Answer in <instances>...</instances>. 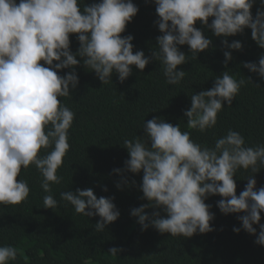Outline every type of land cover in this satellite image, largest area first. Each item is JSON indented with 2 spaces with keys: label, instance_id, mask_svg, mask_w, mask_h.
<instances>
[{
  "label": "clouds",
  "instance_id": "9594fccd",
  "mask_svg": "<svg viewBox=\"0 0 264 264\" xmlns=\"http://www.w3.org/2000/svg\"><path fill=\"white\" fill-rule=\"evenodd\" d=\"M255 3L155 0L159 17L156 24L163 34L157 37L158 49L153 56L162 64L166 83L178 85L185 77L178 66L187 62V56L178 45H188L194 57L210 48L212 41L195 27L197 21L217 37L235 36L250 28L252 38L264 48V9L258 10L254 18L251 9ZM138 11L133 0H100L91 6L84 4L83 11L80 0H0V204L16 205L28 198L27 181L17 177L22 168L35 165L43 177L41 187L48 193L43 197V207L57 208L51 185L63 180L57 171L70 148L68 132L75 116L58 98L69 97L70 89L79 84L75 67L81 61L77 56L103 84L112 81L114 73L123 83L132 74V66L141 71L146 68L150 58L143 51L134 52V37L121 36ZM210 17L214 19L209 24ZM70 34H78L81 46L76 54L70 50ZM222 43L226 48L243 49L240 41L229 44L224 39ZM224 56L227 66L233 56L230 51ZM244 67L264 78V54L258 64L245 63ZM67 68L73 70L64 76L57 74ZM244 83L225 71L216 77L211 89L191 95V108L184 113L188 128L204 132L215 127L225 102L231 106ZM143 128L146 138L137 136L123 142L130 156L125 161L126 170L136 174L143 171L141 190L149 203L131 211L143 230L151 226L161 234L186 238L213 231L210 221L215 214L205 200L219 195L223 197L217 202L221 212L246 213L238 217L243 229L257 235L253 225H259L255 242L264 245V224L260 223L264 187L257 191L254 178L264 168V145L246 146L245 138L230 129L213 146H202L190 132L155 117ZM50 145L52 150L40 155L41 149ZM240 169H250L252 175L237 196L234 176ZM121 187L118 183L117 188ZM60 200L73 206L77 214L99 216L97 232H103L120 216L114 198H97L91 188L63 191ZM148 208L162 209L167 216L162 217L159 211L149 215ZM233 230L239 233L241 229ZM119 251L109 249L113 256ZM16 259L15 247L0 246V264Z\"/></svg>",
  "mask_w": 264,
  "mask_h": 264
},
{
  "label": "trees",
  "instance_id": "16d2710c",
  "mask_svg": "<svg viewBox=\"0 0 264 264\" xmlns=\"http://www.w3.org/2000/svg\"><path fill=\"white\" fill-rule=\"evenodd\" d=\"M100 0H80L83 6H91ZM19 3V0H17ZM138 13L127 23L122 37L131 35L135 51H143L150 63L141 71L132 66V74L121 83L113 74L107 84L98 79L94 71L81 63L75 67L79 84L70 89L69 97H59L61 103L74 112V120L68 132L70 148L66 153L57 175L62 176L60 184H52V195L58 200L56 209L43 207L45 193L41 187L43 177L35 165L22 168L17 180L27 181L30 193L25 201L16 205L0 204V246L17 249V259L9 264H264V245L255 241L257 235L248 233L242 227L239 216L246 213L224 214L217 202L223 197L210 195L205 203L215 218L210 221L213 231L197 232L192 237L161 234L154 227L143 230L138 218L131 215L134 208L148 204L141 190L143 171L132 173L126 170L125 161L130 159L125 139L146 138L143 125L148 120L163 119L181 131H188L191 138L202 146H213L216 139L228 130L239 132L246 146L264 145V78L244 67L245 63L258 64L264 48L252 38V30L230 37H217L212 30L197 21L195 27L212 41L209 49L198 56H192L188 45H178L186 57V63L178 66L185 71L184 79L178 85L165 81L162 64L153 56L158 49L160 32L156 21L155 0H133ZM264 9L261 0L251 9L253 17ZM214 18H209V24ZM78 34H70V50L76 54L80 48ZM224 39L240 41L242 50L226 48ZM230 51L233 59L225 66L224 52ZM44 66V61H40ZM54 63H58L54 61ZM72 68L58 70L64 76ZM228 71L234 79L245 81L232 105L227 102L218 113L215 127L200 132L187 126L184 115L191 108V95L209 90L215 79ZM150 145V140L148 141ZM53 145L41 149L46 155ZM120 169L117 173L114 170ZM251 170L240 169L234 180L237 196L245 190ZM256 190L264 187V168L254 174ZM127 183H124V181ZM121 188H117V184ZM107 191H104V188ZM91 188L97 198H114L120 212L119 218L106 225L103 232H97L95 225L99 216L87 217L75 213L73 206L60 200L63 191ZM162 209L148 208L147 214ZM264 224V211L261 212ZM240 228L237 233L233 229ZM121 251L113 256L109 249Z\"/></svg>",
  "mask_w": 264,
  "mask_h": 264
}]
</instances>
